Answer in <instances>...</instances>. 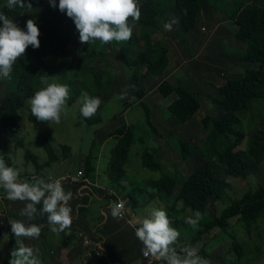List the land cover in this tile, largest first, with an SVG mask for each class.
<instances>
[{
  "label": "trees",
  "instance_id": "1",
  "mask_svg": "<svg viewBox=\"0 0 264 264\" xmlns=\"http://www.w3.org/2000/svg\"><path fill=\"white\" fill-rule=\"evenodd\" d=\"M47 1L49 0H22L25 7L15 6L10 8L7 5L2 13L13 20L15 24L21 26L28 19V11ZM56 1L59 2V0ZM0 2L6 4L7 0H0ZM201 2L210 4L232 21L236 29L235 39L245 44V49L239 52L240 61L254 65V67L245 69L240 78L227 82L221 89V98L215 99L213 104L222 108L224 112L217 118L205 116L201 119V128L206 133L199 147L195 148L187 141L174 139L177 148L175 146L173 148L180 161L185 162L197 153L204 163L191 176L183 178L179 174L170 175L165 173L156 158V148H144L141 153L142 167L159 174L158 178L152 183L157 193L162 194L167 201L170 200L167 217L174 228L182 225L181 221L176 219L179 213L176 206L178 202H181L183 207L190 209L192 214L195 211L203 214L211 198L217 193L230 189L231 185L227 178L245 181L250 176L251 170L257 169L264 162V131H259L262 140L249 138L246 141V153L251 157V160H245L238 151V148L246 139L245 132L241 129L242 120L245 119L243 117L248 116L249 122L253 124L264 113V7L258 5V0H235L231 2L232 4L230 3V8L226 6L228 0H144L139 5L140 19L135 22L139 29V39L143 43V49L141 50L138 47L132 36L129 41L119 48L122 63L128 76L135 81L139 79L141 68H145L144 77L163 79L164 72L168 67V50L164 46L165 42H161L159 47H155L152 43V34L163 25L167 10L176 7L182 24V33L178 38L185 43L186 33L196 27ZM29 4L31 9L26 7ZM38 29L40 32L38 37L40 47L34 50L29 46L24 56L13 65L11 79L16 82V87L10 89L0 102V156L3 157L8 166H11L8 156L10 145L8 136L20 132L22 118L19 112L24 107L26 100L34 95L38 86L47 77H59L64 80L69 79L72 73L74 75L73 62L67 59L62 60L57 65H37L38 61L47 57L57 60L66 55L68 47L78 34L73 21L64 14L50 24L39 23ZM116 44L117 42L113 41L110 44L101 45L97 41L89 45H82L78 51L83 61L92 63L95 59L104 57L110 46ZM81 68L86 72L91 70L88 65ZM101 72L98 70L93 71L92 77L102 78ZM72 85L68 86L70 98L67 102L70 105L81 94L78 86ZM97 90L101 91V88ZM157 92L163 98H167L172 94L176 96L175 100L169 104L167 111L180 124L189 122L200 108V103L195 95L185 90L180 84L174 86L163 79L157 87ZM144 94L142 90H136L133 93L136 99L131 101L130 104H137L143 108L146 126L152 133L160 136L151 123L148 107L141 102ZM80 107L78 115L86 124L96 125L101 122L98 110L91 119H85L80 115ZM28 120L35 127L47 124L37 122L31 113ZM107 137L117 139L110 153L106 171L107 177L112 185L120 187V183L125 177L124 166L127 163L128 152L134 141V131L128 126H121L109 133ZM52 142V137L47 134L41 133L36 136V145L41 146L47 154V161L43 165L39 164L37 156L30 151H25L26 161L32 162L37 172L58 160ZM62 150L64 158H68L70 149L63 146ZM84 162L85 164L89 163V156L85 158ZM205 162H214L218 166L225 167V176L219 178ZM84 174L83 176L88 175L87 167ZM177 178L181 180L178 188ZM111 200L115 201L116 199L111 198ZM131 200L132 204L135 205L136 200ZM260 217L264 218V186L262 185H258L255 190L248 191L241 198L233 200L219 216L208 222L200 223L191 243H196L215 228L225 231L229 228V221L233 218L241 220L247 233H249L252 223ZM9 243L11 251L16 246V239L11 237ZM233 243L232 249L235 250L237 259L240 261L243 249L236 242Z\"/></svg>",
  "mask_w": 264,
  "mask_h": 264
},
{
  "label": "crops",
  "instance_id": "2",
  "mask_svg": "<svg viewBox=\"0 0 264 264\" xmlns=\"http://www.w3.org/2000/svg\"><path fill=\"white\" fill-rule=\"evenodd\" d=\"M143 1L144 0H138L139 5L143 3ZM258 3V5L263 6L261 4V0H258ZM173 19H176L179 22L172 25L171 31H166L164 29V24L172 21ZM129 23L132 24V21L130 20ZM176 28H178V31L174 33L173 31H175ZM235 30L236 29L232 21L227 19L225 15L214 9L210 4L201 2L196 19V27L186 33L185 43L180 41L178 38L180 33H182V24L180 14L176 7H171L167 10L164 15L163 25L159 30L152 34L153 45L155 47H159L161 42H165L164 46L168 50V67L164 72L163 79L169 81L174 86L176 84H180L185 90L194 94L200 103V107L202 108V102L208 103L211 100V105L208 106L206 110L210 108L212 110V107L217 108V116H211L212 118H217L224 112L222 108L216 107L213 104L215 99L221 98V89H223V87L227 84L223 79H219L217 75L218 72L220 73V70L223 71L228 82L240 78L245 69L254 67V65L241 62L237 53L224 51L225 47L223 45L226 40H231L230 35L232 36V39L237 42L234 37ZM192 31L194 32L190 33ZM139 35V29L134 23L133 37L138 47L142 50L143 43L139 39ZM212 41L215 42V44L211 43ZM241 44L242 45L238 44L239 47L237 49H234L235 47L232 46L231 48H233L234 51H242L245 49V44ZM80 46L81 45L78 46V49ZM192 49L193 51H191ZM216 52L218 61L222 64H212L210 66H203L200 64L203 60L216 62V60L209 58L203 59L199 56L203 53H209L210 57H212L213 53ZM66 56L67 52L64 57L51 61L53 63L46 62V64H54L56 62L54 65H57L62 60L67 59ZM218 56L236 57V63L242 69L240 74H237L230 68L229 61L222 60L223 58L220 59ZM78 58L80 62H77L76 64L80 66L82 65V59L80 58V55H78ZM197 59L198 61H196ZM104 62H106V64L113 71V83H115L114 88L110 91L109 95H113L115 92L121 93V91L126 87L128 88L129 97H132L136 90H142L145 93L141 102H145L148 105L147 107L150 111L151 123L160 134V136H157L151 132L153 136L152 139L155 141L157 146L155 147L157 149L156 158L159 160L164 172L170 175L179 174L183 178L191 176L203 163L201 157L199 154L195 153L189 160L185 162L180 161L176 151L169 143H171L170 141L173 137H176L182 141H190L189 143L195 148L199 147L205 136H201L203 130L201 128L200 121L205 116L196 117L198 120L200 119L196 127L192 123L190 124L194 117L185 124L178 123L172 116L169 115L167 111L169 104L175 100L176 96L172 94L166 100V98L163 99V97L157 92V87L163 79L152 77L146 78L143 76L145 68H141L139 72V79L135 81L132 77L128 76L117 47L110 46L105 58L95 60L91 66H88L91 70H93L92 67L97 70L101 65L100 63ZM71 75L73 76V73ZM209 79H211V82L208 81ZM3 86V83L0 82V102L9 91V88L4 89ZM216 93L218 96H216ZM93 94L97 95L96 92ZM97 96H100L99 98L101 99V104L98 108V111H100L103 104L106 102V99L104 98L107 96L102 94ZM124 100V110L120 113V115H123L129 108L134 106L130 104L129 99ZM263 115L264 113L261 114V117ZM27 124L23 127V130L21 128L20 137L14 138V147H19L23 144L22 136L24 137L28 134L26 130L32 128V126L33 128L44 126L40 128L39 131L51 136L53 142L55 141L53 135H50V133L46 130V125H39L35 127L31 122H27ZM123 126L127 125L123 124ZM128 127L131 128V126ZM117 128H119V126L116 128H108L104 130V132L101 131L99 133V135L102 136L101 142L111 141L113 144L108 150L103 149L104 143H102L96 152L95 149L90 151L89 163L85 164L84 162L83 170L79 173L82 176L85 175V168H88V175L83 176L86 180L84 185L82 187L68 184L62 186L65 193L71 192L72 194L71 199L68 201V206L72 209V224L65 233H61L60 235L52 233L49 229L46 215L41 216L37 214L33 220L20 216L19 213L25 207L26 202L10 201L6 199L4 190L0 188V255L4 254L3 257L0 256V264H9V260L11 259L10 253L14 248L10 251L9 240L11 237H14V235L11 233L10 223L16 220L22 221L26 225L36 224L41 227V232L38 238L23 239L24 245L34 250V255L38 257L40 264H146L141 252L143 245L136 238L135 230L140 226L139 221L146 218L153 209H163L166 213H168L170 200L167 201V199H164L163 196L161 198L159 197L160 194L157 193L152 180L145 181L144 186L146 187L144 188L136 186L133 182L134 179L129 178L126 171L125 177L120 183V187L112 185L109 182L106 171L111 150L115 146L117 139L115 137H107V135ZM58 150L60 151L59 153H56L58 155V160L49 166L44 167L39 172H27L25 168L21 171L22 173L18 172L19 182H33V177L43 179L46 176H51L53 178H61L67 175L75 176L70 173L68 167H64V165L67 166L69 157L64 158L61 147ZM69 153H71V149ZM141 153V151L136 152L140 162ZM46 161L47 158H43L39 164L43 165ZM10 164L11 166L9 167L17 170L16 165L12 163L11 160ZM103 164L105 165L104 168H102ZM127 164L128 163H126L125 166ZM187 164H191L192 169L190 167H186ZM125 166L124 170L126 168ZM186 168L190 169L186 171ZM222 169L223 175L219 176L212 168L213 172L219 178H223L225 176L226 168L222 167ZM77 172L80 171L77 170ZM147 188L150 189L151 192L146 193L145 189ZM143 196H146V199H144ZM111 198L123 200L127 208H130L132 211L133 216L128 219H118L117 217H113L110 205H112L116 200H111ZM139 198L143 199L144 202L139 203ZM131 199L136 200L135 205L132 204L133 202ZM211 199L209 201H211ZM153 200H156V203H153ZM176 206L179 210L178 215H181V219L178 218L179 221H181L182 225H187L185 220L190 216L188 208L183 207L181 202H178ZM207 206L205 210H207ZM36 207L39 213L40 208H42V203L38 204ZM213 208H215V206ZM80 234L83 235L84 239H88L90 241L88 246L84 245L82 238L79 236ZM213 236H215V234L211 237ZM203 237L196 243H191L193 236L189 239V241L180 238L175 247L179 252L180 246L191 245L197 249V253L200 257L208 261V264L211 263V260L212 262H216V264H224L223 261H221V259L224 258V251L223 253H219L218 251L215 252L212 249L208 251L206 249L207 239H204ZM211 237H209V239ZM250 239L255 240L253 246L254 256L252 257L251 262L254 264H263L264 249L261 247L264 243V236L260 244L256 242L258 239L256 235H252V238L250 235ZM96 248L99 249L100 253H98ZM8 255L10 256L9 258L7 257ZM4 258H7V260ZM161 264H165V262L162 261Z\"/></svg>",
  "mask_w": 264,
  "mask_h": 264
},
{
  "label": "clouds",
  "instance_id": "3",
  "mask_svg": "<svg viewBox=\"0 0 264 264\" xmlns=\"http://www.w3.org/2000/svg\"><path fill=\"white\" fill-rule=\"evenodd\" d=\"M7 3L10 8L25 7L22 0H7ZM49 3L50 6L57 7L54 0H49ZM26 7L31 9L30 4ZM58 9L73 21L79 34V42L87 45L97 41L101 45L113 41L117 43L129 41L134 23L139 21L141 15L138 0H59ZM130 20L132 24L129 23ZM178 22L173 19L164 24V29L171 31L172 25ZM39 35L35 20H27L25 29L22 30L13 20L0 12V78H11L13 65L24 56L29 46L34 50L40 47ZM48 79L42 81L46 86L36 91L27 103L31 115L37 122L59 124L61 116L67 114L69 88L64 84L49 83ZM117 99H129L131 102L136 98L128 96L126 87ZM78 103L81 105L80 115L85 119H91L96 114L101 99L82 91ZM18 176V171L7 166L0 156V188L6 194L5 198L10 201L26 202L19 215L29 220L35 219L37 214L46 215L52 233L56 235L65 233L72 224V209L68 206L71 192L65 193L60 180L46 183L33 177V182H19ZM41 203L42 208L38 213L36 206ZM110 209L112 216L118 217L122 215L124 202L113 203ZM201 218L202 214L195 211L185 222L193 229H197ZM139 225L135 230V236L143 245L141 249L143 257L162 260L165 264H208V261L200 257L197 249L191 245H182L179 252L177 251L175 245L180 233L171 226V221L163 209H153L146 218L139 221ZM10 228L17 246L10 253L9 264H40L34 250L25 246L23 239L38 238L41 227L36 224L26 225L16 220L10 223Z\"/></svg>",
  "mask_w": 264,
  "mask_h": 264
},
{
  "label": "rangeland",
  "instance_id": "4",
  "mask_svg": "<svg viewBox=\"0 0 264 264\" xmlns=\"http://www.w3.org/2000/svg\"><path fill=\"white\" fill-rule=\"evenodd\" d=\"M233 1L235 0H228V4L226 6L230 8L231 7L230 3ZM238 1H241V0H238ZM54 2L57 5V7L50 6V3L48 1L47 3H44L36 7L35 9L27 12L28 14L27 20L29 19L35 20L38 26L39 23L50 24L52 21L56 20L59 16L64 15L65 13H61L58 9L59 2H57L56 0H54ZM261 4L263 5L262 7H264V0H261ZM7 5L8 3L4 4L0 2V12H2V10L5 9ZM25 24L26 22L23 25L18 26V27L23 30L25 29ZM199 30H200V27H199ZM177 31H178V28H176V30L173 32L175 33ZM193 32L194 31L190 33H193ZM132 36H133V33H132ZM230 37H231V40H226L223 45L225 47L224 51L231 52V53L232 52L237 53L239 55L240 51H234V49H237L239 47L238 44L239 45H242V44L239 41H237L238 42L237 44V42H235V40L232 39L231 35ZM179 40L181 41L180 38ZM125 43L126 42H119L116 45H114V47H117L119 50V48L123 46ZM211 43L215 44V42L213 41ZM79 45L82 46L84 44H81L79 42V34H78L77 37L74 39V41H72V43L70 44L67 50V56H66L67 60H71L74 63V75L69 76L70 80L68 81V78L63 80L59 77H54V78L49 77L51 79H48V78L46 79H48L49 83L55 82V83H60V84H64L67 86L75 84L76 86H78L81 92L82 91L87 92L89 96L100 97L97 95H101V94L106 95L107 96L106 98L102 97L106 99V102L103 104L102 109L99 111L100 116H101V122L96 125L86 124L82 120V118H80V116L78 115V110L80 107V104L78 103V99L71 105L68 104L67 102V114L61 116V122L59 124H54V123L45 124L46 130L50 133V135L52 134L53 137L55 138V141L52 142V147L56 153H59L60 151L58 149L60 147L62 149L63 146H67L71 149V153L68 159V164L67 166L64 165V167L65 168L68 167V170L70 171V173L73 175H76L77 173L82 172L84 160L87 156H89L90 151L95 149V152H96L99 149L100 144L102 143H104L103 144L104 150H108L112 147L113 143L111 141L101 142L102 136L99 135L101 131L104 132V130L108 128H116L118 126L121 127V125L123 126V124L127 126H131V128L134 131L135 137H134V141L128 153V161H127L128 164L125 166L126 167L125 171L129 178L134 179L133 182L136 186L144 188L146 187L144 186L145 181L147 180L154 181L159 176V174L156 172H150L144 169L141 166V162L139 161L138 156L136 155L137 151L142 152L144 148L152 149V148L157 147L155 141L152 139L153 136L151 134V131L148 129V127L146 126L144 122L145 121L144 110L141 106L136 104L132 106L131 108H129L126 113H124L123 115H120V113L124 110L125 105L123 104V102H125V100L117 99L120 92H115L113 95H109L110 91L113 90L114 84H115L113 83V71L106 64V62L100 63L101 65L98 67L97 70L100 72L102 71L101 72L102 78L100 77L97 79L93 78L92 72L97 71L95 70L96 68L92 67L93 70H90V72H86L84 69L81 68L82 65L91 66L93 62L87 63L86 61L82 60V63H81L82 65L78 66V64H76L77 62H80L78 58L79 52L77 50ZM231 46L235 48L233 49L231 48ZM191 51H193V49ZM106 55L102 58H97L95 60L103 59L106 57ZM199 56L200 58H203V59L209 58V59L216 60V62L209 61V60L208 61L203 60L200 63L203 66L205 65L210 66L212 64H218V65L222 64L220 61H218L217 52L213 53L212 57H210L209 53H203ZM218 57L220 59L223 58L222 60L229 61L230 68L234 70L237 74L238 73L240 74L242 69L237 65L236 60H235L237 59L236 57H233V56H228V57L218 56ZM232 59H234L235 61ZM51 61H55V60L52 57H47L43 61H38L37 65L42 66V65H45L46 62L53 63ZM196 61H198V59ZM233 74L236 75L235 73ZM217 75L219 79H223L224 82L227 83V77H225V74L223 73V71L220 70V73L218 72ZM208 81L211 82V79H209ZM0 82L3 83L4 89L9 88L10 90L16 87V82L11 78L10 79L0 78ZM45 86L46 85L41 82V85L38 86L37 91ZM99 88H101V91L97 90ZM95 92L97 93V95L93 94ZM216 96H218L217 93H216ZM27 101L28 100H26L24 107L19 112L22 118V124H23L22 130H23V127H25V125L27 124V122H30L28 120V117L30 114V108H29ZM143 103L146 104L145 102ZM208 103L202 102L203 108L200 107V109L194 116L193 120H191L190 124L192 123L196 127L198 121L200 120V119L198 120L196 117L217 116V113H216L217 108L212 107V110L211 108L206 110V108L211 105L210 104L211 100ZM127 106H128V103H127ZM146 106L148 105L146 104ZM243 118L245 119L242 120L241 129H243V131L245 132L246 139L243 142V144L238 148V151L242 154V157L245 160H251V157L246 153V141L249 138L261 139V140L263 139L259 131H264V115L261 117V119L260 118L257 119V122L253 124L249 122L248 116L243 117ZM42 127L44 126H40L38 128H33L32 126V128L27 129L26 132L28 134H26L24 137L22 136L23 144L19 147H14L13 140L14 138L20 137V132L15 135L8 136V139L10 140V145L8 148V156L10 160L12 161V163L16 165V169L19 173H22L21 171H23L24 168L27 170V172L36 171L32 162L26 161L24 157V153L26 150L30 151L33 155L37 156L38 162H40L43 158H47L46 152L42 149L41 146L36 145L35 143L36 136L38 134L43 133L42 131H39V129ZM204 135H205V132H202L201 136L203 137ZM175 138L176 137H173L170 141L171 143H169L172 148L173 146L177 148V145L175 144L176 140H174ZM203 164L204 163H202L201 166ZM205 164H208L210 167H212L214 169V172L217 175L219 176L223 175V169H222L223 166H218L214 162H205ZM104 167L105 165L103 164L102 168ZM186 167H190L192 169L191 164H187ZM190 168H186L185 170L188 171ZM77 170H79L80 172H77ZM176 180L178 183L177 185V188H178L179 184L181 183V180H179V178H177ZM227 180L231 185L230 189L225 192L217 193L213 197V199L209 201L207 210H205V212L202 214V218L199 220L198 226L202 222H208L214 219L215 217L219 216L222 213V211L225 208H227L233 200L241 198L248 191L255 190V188L258 185L264 186V162L257 169H252L250 176L245 181L240 180V179H233V178H227ZM145 191L146 193L151 192V190L148 188L145 189ZM159 197L161 198L162 194H160ZM143 198L146 199V196H143ZM138 202L141 203L144 201L143 199L139 198ZM152 202L156 203V200H153ZM214 206L215 208H213ZM188 211L190 213V216H192L190 209H188ZM178 218L181 219V215L180 216L177 215L176 219ZM184 225H180L177 228H175L180 233L178 240H180L181 238L183 240L189 241V239L192 236H194V234L196 233L198 227L197 229H193L188 224L185 226ZM214 234L215 236L211 237ZM250 235H251V238H252V235L253 236L256 235L258 237L256 242L260 244L264 236V218H261V217L257 218L252 223V227L249 233H247L245 225L241 220H238L237 218H233L229 221L228 229H226L225 231L214 229L209 234L205 235L203 238L207 239L206 249L208 251H210V249H212L215 252L218 251L219 253H223L224 251V256H223L224 258L221 259V261H223L224 264H238V263L239 264H254L251 262V259L254 256L253 246H254L255 240L250 239ZM209 237L211 238L209 239ZM233 242H236L237 244H239L243 249L242 259L240 261H238L237 259V253L235 252V250L232 249V246L234 244ZM261 248L264 249V243L262 244ZM0 256L3 257L4 254H1ZM7 257L9 258L10 256L8 255ZM4 259L7 260V258H4ZM210 262L212 264H216V262H212V260Z\"/></svg>",
  "mask_w": 264,
  "mask_h": 264
},
{
  "label": "built area",
  "instance_id": "5",
  "mask_svg": "<svg viewBox=\"0 0 264 264\" xmlns=\"http://www.w3.org/2000/svg\"><path fill=\"white\" fill-rule=\"evenodd\" d=\"M42 180L44 182H46V183L47 182H53L55 180H60L62 186L65 185V184H68V185L78 186V187H82L84 185L85 181H86L84 179V177L81 174H79V173L77 175H75V176L67 175V176H64V177H61V178H53L51 176H46ZM121 201H123V200H116L113 203H119ZM132 216H133L132 211L130 210V208H127V206L124 203V209L122 211V215L118 216L117 218L118 219H128V218H130ZM79 236H80V238H82L83 243H84L85 246H88L90 244V241L88 239H84L82 234H80ZM96 250L98 251V253H100L99 249L96 248ZM143 259L146 261V264H161V262H162V260H155V259L145 258V257H143Z\"/></svg>",
  "mask_w": 264,
  "mask_h": 264
}]
</instances>
